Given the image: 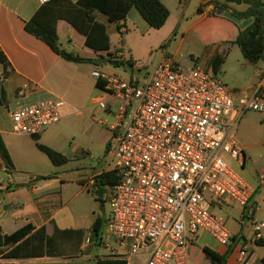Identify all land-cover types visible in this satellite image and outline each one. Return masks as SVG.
I'll use <instances>...</instances> for the list:
<instances>
[{"label":"built area","instance_id":"1","mask_svg":"<svg viewBox=\"0 0 264 264\" xmlns=\"http://www.w3.org/2000/svg\"><path fill=\"white\" fill-rule=\"evenodd\" d=\"M92 75L104 82L97 105L114 117L108 154L120 180L105 195L112 211L107 232L121 247L113 255L126 264H190L189 248L201 232L232 244L235 235L212 208H247L254 194L227 159L246 165L235 131L246 113L264 116V76L253 93L234 97L192 57L164 58L143 83L98 70ZM65 105L53 93L23 88L10 107L12 130L41 135L64 118ZM255 209L248 207L249 214ZM258 237L241 240V264H248Z\"/></svg>","mask_w":264,"mask_h":264},{"label":"crops","instance_id":"2","mask_svg":"<svg viewBox=\"0 0 264 264\" xmlns=\"http://www.w3.org/2000/svg\"><path fill=\"white\" fill-rule=\"evenodd\" d=\"M71 1L77 3L80 0ZM161 1L167 6L166 0ZM43 6L44 4L40 0H0V48L11 64L8 70H5L2 65L0 71V135L13 163V166H9L0 157L2 165L0 170L6 172L7 178L0 179V190L2 191L0 194L1 235L10 236L27 226L32 227V232L23 240L0 248V253L2 252L0 264H115L120 259L112 253L117 250L116 242L108 235L107 222L109 218L105 216V195L109 186L100 185L96 181V178L102 173L114 169L110 165L112 160L109 154L107 153L109 161L102 168L91 173L77 172L74 175L64 176L56 172H42L43 174H37L28 182L17 181L14 178V173L25 171L21 170L18 166V163L21 162L17 161H21L24 157L32 159V156L28 155L24 148L25 144H21L22 141L19 138L32 139L33 137L19 136L13 132L10 107L18 91L23 88H27L30 92L53 93L66 101L65 106L71 104L67 100H81L89 93L87 79L94 78L92 74L99 69L97 64L101 59L132 60L136 66L139 58L131 46L130 36L133 33H139L144 37L155 29L148 25L136 8L131 9L125 22L124 35L126 36L123 39V46L118 48L114 44L110 32L111 26L117 29L116 24L110 23L107 16L100 15L97 20L107 28L111 49L110 51L96 52L86 44V37L82 33L70 22L61 19L57 24L61 47L83 58L97 61L96 63L69 62L56 54L45 42L25 30L26 22L30 21ZM212 9L213 4L210 3L208 10ZM201 15L204 18L207 16L204 11ZM160 48L166 51V44ZM218 49L215 48V54L208 62L201 63L213 69L212 62L218 55ZM117 50L121 52L116 53ZM102 55L107 57H102ZM166 57L169 56L163 55L158 63ZM86 64L92 65L89 67L91 69L88 73L84 72ZM110 73L116 72L110 71ZM258 76L259 82L243 94L230 90L234 97L253 93L264 76V69L258 73ZM96 83L95 79V87H97ZM6 86L12 88L10 99L6 96ZM4 108L7 110L6 122H4L1 112ZM46 132L47 130L40 135V139H43ZM237 139L244 146L252 166V170L246 173L245 178L242 177L254 189L251 201L247 208L232 206L239 210L240 219L245 225H238L236 232L229 229L237 237L235 240L237 242H233L228 247L221 246L206 232H201L194 244L200 245L202 248H209L220 255H225L230 249H233L226 264H241L239 259L241 240H251L260 235L257 242L263 241V243L256 244L248 264H264V228L260 232L255 229L256 224L264 223V168H261L260 173L258 172L256 162L248 154L244 139L239 137ZM59 151L67 156L64 150ZM42 154L44 153H37V156H40L37 158L45 161L44 158H48V156ZM52 166L56 168L53 164ZM60 167L62 166L58 168ZM42 177L50 178L43 180ZM250 206L256 207L253 214H249L248 207ZM99 219L104 222L101 233H98L94 228ZM30 237H33L34 241L27 245L28 250H32L33 246H40L39 248H43L40 249L42 254L5 257V254ZM211 264L213 263L211 262Z\"/></svg>","mask_w":264,"mask_h":264},{"label":"rangeland","instance_id":"3","mask_svg":"<svg viewBox=\"0 0 264 264\" xmlns=\"http://www.w3.org/2000/svg\"><path fill=\"white\" fill-rule=\"evenodd\" d=\"M204 2L205 0H166L171 12L166 25L160 30H152L150 34L144 35V37L139 33H133L130 36L131 46L139 58L133 76H130L120 67L101 63L97 64L98 71L105 74H115L127 80L133 78L135 81L143 83L155 71L163 55L172 57L178 62L192 57L206 63L215 54V48H219L218 54L225 57L219 74L229 90L243 94L246 90L254 87L260 80L258 73L264 69V62L250 63L238 45L226 43L228 39L225 30L227 28L226 23L213 19L219 18L228 21L230 27H233L227 18L218 15L219 10L214 6L215 2H223V0L210 2L213 4L212 10H208L210 3L204 4ZM200 8L202 12H206L205 18L201 15L202 12H199ZM246 9L247 5L229 4L227 10H223L233 14V12ZM111 27L113 42L120 48L123 46L122 40L126 35L122 36L115 27ZM164 44H166V51L160 48ZM102 57L107 56L102 55ZM96 62L94 60L93 63ZM86 65H84V72L88 73L91 69L89 67L92 65ZM1 69L2 64L0 63V71ZM110 71H115L117 74L110 73ZM87 80L89 93L81 100H67L71 104L69 103L70 105L64 107V118L57 125L49 128L43 139L39 140L45 145L49 144L50 147L52 146L51 148L57 151L64 150L69 162L60 168H53L48 158H44L45 161L37 158L40 157L37 156V153L41 152L35 139L19 138L22 141L21 144H25L24 148L28 155L32 156V159L29 160L24 157L21 161H17L21 162L18 163L21 170H25L23 173H14V178L17 181L28 182L37 174L47 172H56L64 176L74 175L77 172L91 173L102 168L109 161L107 147L112 142L110 126L114 123V117L107 110L97 105L96 100L101 92L95 87V79ZM5 91L6 96L10 99L12 88L6 86ZM1 112L4 122H6L7 110L4 108ZM235 134L244 139L248 154L256 162V168L260 173L261 168H264V116L257 112H248L239 123ZM227 161L231 168L243 178H245L246 173L252 170L251 160L248 157L244 168L237 165L235 160L231 158H228ZM110 165L112 168L115 167L113 162ZM0 179H7L6 172L3 170H0ZM245 180L247 181V179ZM105 205V216L110 218L112 211L107 200ZM233 206L236 207L237 205ZM212 212L222 219L227 228L233 232H236L238 225H245L240 219L239 210L232 206H213ZM115 247L121 251V247L116 243ZM190 264H211L210 260L205 257L200 245L191 247Z\"/></svg>","mask_w":264,"mask_h":264},{"label":"trees","instance_id":"4","mask_svg":"<svg viewBox=\"0 0 264 264\" xmlns=\"http://www.w3.org/2000/svg\"><path fill=\"white\" fill-rule=\"evenodd\" d=\"M229 4L247 5L246 10L233 12V15L241 21L252 19V23L245 29H242L240 25L228 19L233 26L231 28L227 23L228 21L213 18L226 23L227 28L225 30L228 34L226 43L238 45L244 57L250 63L257 64L259 62H264V0H224L223 2H215L214 6L217 10L224 9L226 11ZM133 8H136L148 25L155 30L162 29L171 16L170 10L161 0H80L77 3H73L71 0H50L48 3L44 4V6L30 21L26 22L25 30L29 34L45 42L56 54L61 56L66 61L91 63L94 62L93 59L83 58L74 53L68 52L61 47L57 30L58 21L65 19L70 22L86 37V44L96 52L110 51L111 40L108 35L107 28L103 23L99 22L97 18L100 15L107 16L108 21L110 23H115L118 32L123 36L124 32L122 29L125 27L128 14ZM199 12H202L201 8L199 9ZM117 52L121 51L117 50L116 53ZM114 61H119L121 64L125 63L132 66L135 72V63L132 60L115 59ZM224 61L225 57L220 54L214 57L212 67L216 74L221 71ZM0 63L4 66L5 70H8L11 66L7 56L1 48ZM96 86L99 89H102L104 87V82L102 80H97ZM33 139H35L38 149L48 156L54 166H63L69 162L66 155L41 143L39 141L40 135L33 136ZM110 146L111 143L108 144L107 153L110 151ZM0 157L7 165L13 166L10 154L1 135ZM1 166L2 165L0 163V168ZM49 178L50 177H42L43 180ZM119 180L120 176L117 171L104 172L96 178V181L100 185L104 186H113L117 184ZM1 192L2 191L0 190V194ZM103 225L104 222L99 219L94 228L98 233H101ZM31 232L32 227L27 226L13 235L2 236L0 229V248L16 244L17 242L23 240ZM236 239L237 237L234 239L235 243L237 242L235 241ZM33 241L34 238L30 237L27 241H24L16 246L12 251L5 254V257L11 258L19 255L28 254L35 256L42 254L43 252H41L40 249L43 248H39L40 246H33L32 250H28L29 248L27 245ZM257 243L261 245L263 241H259ZM194 245L195 244L193 243L190 246L189 254L191 247ZM232 250L233 249H230L225 255H220L219 253L205 247L203 248V253L213 264H226ZM115 264L126 263L124 261L117 260Z\"/></svg>","mask_w":264,"mask_h":264},{"label":"water","instance_id":"5","mask_svg":"<svg viewBox=\"0 0 264 264\" xmlns=\"http://www.w3.org/2000/svg\"><path fill=\"white\" fill-rule=\"evenodd\" d=\"M218 15L220 16H224L226 17L227 19L235 22L236 24L240 25V27L242 29H245L246 27H248L251 23H252V19H249L247 21H244L242 22L239 18H237L235 15L231 14V13H228V12H225L223 9H220L218 11ZM100 63L101 64H109L113 67H120L126 71H128V73L130 74V76H133L134 74V68L130 65H127L125 63H120L119 61H114V60H108V59H101L100 60Z\"/></svg>","mask_w":264,"mask_h":264}]
</instances>
